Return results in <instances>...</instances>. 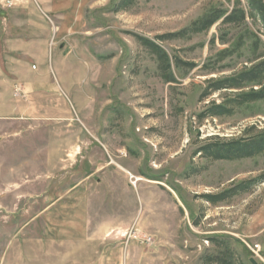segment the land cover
I'll use <instances>...</instances> for the list:
<instances>
[{"label": "rangeland", "instance_id": "374dc122", "mask_svg": "<svg viewBox=\"0 0 264 264\" xmlns=\"http://www.w3.org/2000/svg\"><path fill=\"white\" fill-rule=\"evenodd\" d=\"M237 1L0 0L1 34L32 35L27 77L48 78L15 82L31 111L0 118V264H251L247 242L264 255V152H199L264 134V100L208 112L237 92L213 79L264 60L248 0L245 22H223Z\"/></svg>", "mask_w": 264, "mask_h": 264}, {"label": "trees", "instance_id": "16d2710c", "mask_svg": "<svg viewBox=\"0 0 264 264\" xmlns=\"http://www.w3.org/2000/svg\"><path fill=\"white\" fill-rule=\"evenodd\" d=\"M250 16L255 22L260 19L264 23V0H248ZM223 12L218 15H210L203 21L195 25V30L204 31L211 27L218 19L223 16ZM248 11L242 6L240 1H237L235 9L225 16L223 22H233L238 19L240 22H245L248 16ZM261 40L260 38H258ZM159 51L160 57L166 61V67L171 69L169 56L155 42H149ZM168 81H175L173 72L169 71ZM255 85H261L259 89H254ZM210 89L213 91L221 89H237L234 96H230L220 104H212L209 108L211 115H224L233 113L236 106H244L256 103V101L264 100V60L254 63L251 67H245L241 71L231 76H225L219 79H213L210 83ZM205 151L208 155L215 158H230L249 157L257 153L264 152V134H260L251 139L236 140L231 143H209L199 151ZM221 199L222 196H219ZM251 262V261H250ZM231 263V262H230ZM232 264V263H231ZM251 264H254L251 262Z\"/></svg>", "mask_w": 264, "mask_h": 264}, {"label": "crops", "instance_id": "0c3cea01", "mask_svg": "<svg viewBox=\"0 0 264 264\" xmlns=\"http://www.w3.org/2000/svg\"><path fill=\"white\" fill-rule=\"evenodd\" d=\"M17 6V5H15ZM12 7V6H11ZM25 11V10H24ZM44 12V11H43ZM37 24H30L29 30L38 29ZM24 24H21L20 28H17L21 31L19 35L13 36L10 34H1V31L10 30V26L0 27V118H15L22 116L31 111V106L26 104L24 101V96L26 95H16L15 82H18L22 88H24V93L31 91L32 89L42 90V84L44 89L47 87V79H43L42 82L31 83L32 77H27L26 71L29 68L26 66L28 64L30 55L34 52L32 46V35L25 34ZM40 27V26H39ZM41 28V27H40ZM39 28V30H40ZM24 30V31H23ZM44 30V29H43ZM42 31V30H40ZM48 31V29H47ZM34 39L36 41L42 40L48 44V32L35 33ZM27 63V64H26ZM34 84V85H33ZM38 84V85H37ZM36 87V88H35ZM31 95V94H30ZM40 95V94H37ZM112 180V178H111ZM111 185L114 187L116 184L111 182ZM136 212V213H135ZM138 214V210L134 211Z\"/></svg>", "mask_w": 264, "mask_h": 264}, {"label": "built area", "instance_id": "2783aa9c", "mask_svg": "<svg viewBox=\"0 0 264 264\" xmlns=\"http://www.w3.org/2000/svg\"><path fill=\"white\" fill-rule=\"evenodd\" d=\"M18 0H7V5L10 7V6H14L16 3H17ZM133 178L134 175L131 174V179H132V182H133ZM136 184V183H134ZM146 240L148 242H151L152 241V238L149 237V238H146ZM246 246L248 247L250 253H251V256L257 260L258 262L260 263H264V255H263V252H262V246L260 243H257V242H247L246 243Z\"/></svg>", "mask_w": 264, "mask_h": 264}, {"label": "bare ground", "instance_id": "6f19581e", "mask_svg": "<svg viewBox=\"0 0 264 264\" xmlns=\"http://www.w3.org/2000/svg\"><path fill=\"white\" fill-rule=\"evenodd\" d=\"M135 178H134V183H137L138 181H141V180H144L142 177H140V176H134Z\"/></svg>", "mask_w": 264, "mask_h": 264}, {"label": "water", "instance_id": "95a60500", "mask_svg": "<svg viewBox=\"0 0 264 264\" xmlns=\"http://www.w3.org/2000/svg\"><path fill=\"white\" fill-rule=\"evenodd\" d=\"M250 261L254 264H257V261L253 257L250 259Z\"/></svg>", "mask_w": 264, "mask_h": 264}]
</instances>
